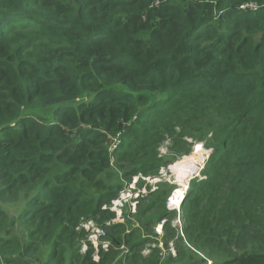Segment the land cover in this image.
I'll list each match as a JSON object with an SVG mask.
<instances>
[{"label":"trees","instance_id":"trees-1","mask_svg":"<svg viewBox=\"0 0 264 264\" xmlns=\"http://www.w3.org/2000/svg\"><path fill=\"white\" fill-rule=\"evenodd\" d=\"M194 143L213 152L183 203L189 244L264 264V0H0V264H112L80 252L81 218H112L125 180ZM173 188L137 215L171 237ZM129 234L115 264H178Z\"/></svg>","mask_w":264,"mask_h":264},{"label":"rangeland","instance_id":"rangeland-1","mask_svg":"<svg viewBox=\"0 0 264 264\" xmlns=\"http://www.w3.org/2000/svg\"><path fill=\"white\" fill-rule=\"evenodd\" d=\"M197 148H198V146H195L194 149H192V153L191 154H184L183 156L175 159L173 162L171 160L168 161V165L166 166V169L168 170V176H170V182L173 183L171 185L174 186V191H176L177 189L181 188V186H179L178 177L182 173L180 172V169H175L176 164H178L180 160H183V158H185L184 161H188L189 159H192L193 157H195L196 155L193 153V151H195ZM114 149H115V145L112 144L111 150H114ZM207 160L208 159H205V161L203 163V167L200 166L201 169L198 172L200 174H196L195 177H193L190 180L187 192L190 190L192 181L204 179V174H203L202 171H203V169L205 167V162H207ZM170 171H172L173 173H174V171H176L178 176L175 177L174 174H172ZM150 175L151 174L135 173V174L130 176V178H131L130 179L131 180L130 184L133 182V180H134V178L136 176H150ZM123 180H125V179L123 178ZM127 181L128 180H125V182H127ZM169 196L167 197V199L169 198ZM161 201H163V200H161ZM148 202H150L149 201V197L141 199V201H140V203H139V205H138V207L136 209V212H127V211H125L123 218H119V219L116 218L114 228L116 226H122V227L119 228V230H122L123 237H124L123 242L127 245V247L129 249H130V246H129L128 242H127L126 235H130V234H127V231L128 230L133 231L134 229H138L140 234L132 235V239H133V241L134 240H138L140 238L143 239V240H146V243H145L144 247L141 249V251L144 250L146 248V246H148V245H151V247L156 245V247L158 248V247H160V242L159 241H162V242H166L168 244L173 243L174 248L177 250L178 257H179V258L177 257L175 259L178 264H193L192 260H196V259H201L200 264H206L205 262L208 263V260H211L213 262L215 261V258L210 256L207 252H204V250L198 249L197 247H195V245L191 246L189 244L190 238H189L188 234L185 232V217L183 216L184 215V208L183 207H182V212H183L182 213V217L180 216L181 218L179 217V213L178 212H177L178 215H175V214H177L176 212L173 213V215L175 217L174 219H173V216L170 217L171 219H173V223H174L173 225H176L175 229L178 232L175 237H171V235L167 236L168 230L166 229V225H167V223H169V219L164 220L165 219V217H164L162 219V220H164L163 224H159V220H158L155 225H152V224L150 225V224H147V223L141 221L137 217V215L140 216L141 211H143L145 209H148V207H149L147 205ZM21 206H22V204H19L17 206L9 204L8 208H9L11 213H14L15 210H19ZM163 211H164V209L161 208V209H157L154 212H157V214L159 216V215L163 214ZM164 215H166V214H164ZM178 217H179L180 221H179ZM159 230L162 231V233H163L162 235H164V236L161 235V237H160V235H158L157 231H159ZM112 231H111V235H112ZM111 235H110V237H111ZM109 239H111V238H109ZM165 240H168V241H165ZM168 244H163V247H165V249L167 248L166 249L167 252H165L163 255L161 254V252L159 250L160 256H162L165 259L168 257V252L171 250V247L168 246ZM148 247H150V246H148ZM113 249L119 251L120 252V256H115V259H114L112 264H115L119 258H123L124 262L127 263V261H129L128 258L129 257L133 258L134 254H135V252H131V250H130V252H126L125 249H121L120 247H114ZM144 251L142 252V258H146V259L149 258L148 256H150L152 254V252L149 255H144ZM180 251H187L188 253L190 252L191 254H193L194 259H192V260L188 259L186 261L184 260L185 262L183 263V261L181 260V253H179ZM101 258H102V256H101ZM101 258H100V260H101ZM100 260H98V261L100 262Z\"/></svg>","mask_w":264,"mask_h":264},{"label":"built area","instance_id":"built-area-1","mask_svg":"<svg viewBox=\"0 0 264 264\" xmlns=\"http://www.w3.org/2000/svg\"><path fill=\"white\" fill-rule=\"evenodd\" d=\"M253 8H257L258 6L256 4H251ZM246 7V5H245ZM199 147V146H198ZM202 147V146H200ZM206 149V148H205ZM208 153H210L211 150L207 149ZM209 155V154H208ZM174 176H176V173L170 171ZM142 178V179H141ZM162 179H170V176H168V170L166 168H161L160 170V176H136L131 184H128L124 189L121 190L118 197L113 199L111 201V204H107L103 206V209L107 212L116 213L117 217L113 218L110 221H106L103 224H99L97 220L89 219L82 217L80 220V223L76 227L78 231L84 230L86 232V241L82 248V252H86L89 248L93 250V258L94 260H99L101 258L102 252H108L111 247L112 243L111 240L108 237V228L111 227L115 221L116 218H123L124 212H136V209L139 205L140 197L146 196L150 191H154L158 188V182ZM136 190V191H135ZM176 192L174 191L173 194L169 198L168 207L169 208H180L178 197L176 196ZM185 198V195L181 197V202H183ZM178 204L177 206H175ZM159 232H161L159 230ZM156 245L152 247H148L144 251V255H148L151 253L152 249ZM160 247L162 248V255L166 252L165 248L163 247V243L160 242ZM121 248L125 249L126 252H128V248L123 244L121 245ZM171 250L173 254L176 253L173 244L171 243ZM206 264H217L211 260H208V263Z\"/></svg>","mask_w":264,"mask_h":264},{"label":"clouds","instance_id":"clouds-1","mask_svg":"<svg viewBox=\"0 0 264 264\" xmlns=\"http://www.w3.org/2000/svg\"><path fill=\"white\" fill-rule=\"evenodd\" d=\"M188 141H190V142H193V140L192 139H190V138H186ZM115 140H118L117 138L115 139ZM170 145H171V140L170 139H168V140H166L160 147H159V156L160 157H165V156H168V155H170L171 154V149H170ZM116 146V145H115ZM195 146H203L202 144H199V143H194V146H193V149H194V147ZM204 147V146H203ZM206 148V147H205ZM206 149H208V148H206ZM209 150H211L210 151V153H209V155H208V157H210V155H211V153L213 152V149H209ZM183 156V155H182ZM181 157V156H180ZM208 157H207V159H208ZM179 158V157H178ZM205 164H206V162H205ZM166 168V166H162L161 168ZM161 168H160V170H161ZM160 170H159V172H158V174H151L150 176H157V177H159L160 176ZM175 173H176V176H178V174H177V172L176 171H174ZM175 176V177H176ZM130 182H131V180H129V181H127V182H125V184H124V186L120 189V191H119V194H120V192H121V190L122 189H124L126 186H128V184H130ZM163 182H167V183H169L170 185L171 184H173V183H171L170 182V179H162V180H160L159 182H158V188H159V186H160V184L161 183H163ZM174 187V186H173ZM157 188V189H158ZM156 189V190H157ZM156 190H154V191H156ZM136 191V190H135ZM154 191H150L146 196H142V197H140V200H139V203H140V201H141V199H144V198H148L149 196H150V194L151 193H153ZM173 192H174V188L172 189V191H171V193L173 194ZM170 193V194H171ZM187 191H186V193H185V198H186V196H187ZM118 194V195H119ZM169 194V195H170ZM171 194V195H172ZM118 195L116 196V197H118ZM170 195V196H171ZM170 196H169V198H170ZM115 197V198H116ZM114 198V199H115ZM169 198L166 200V208H167V210L169 211V212H172V213H179V217L181 216L182 217V207H183V203H184V201H185V198H184V200H183V202H181V206H180V208L178 209V208H169L168 207V202H169ZM110 204H111V202H110ZM103 208V207H102ZM104 210V209H103ZM107 212V211H106ZM109 213H111V214H113L114 216L112 217V218H110V219H107V220H104L102 223H99V224H103V223H105L106 221H110V220H112L113 218H115V217H117V215H116V213H112V212H109ZM178 213L177 214H175V215H178ZM179 217H178V219H179ZM180 217V218H181ZM175 218V217H174ZM173 218V219H174ZM166 219H168V218H165L164 220H166ZM173 219H172V221H171V226L172 227H174V228H176V225H173L174 223H173ZM164 220H162L161 222H159V224H163V222H164ZM179 221H180V219H179ZM177 223V222H176ZM114 225H115V223L111 226V227H109L108 228V231H109V233H108V237L110 238V235H111V231L114 229ZM132 231H130V230H128L127 231V234H129V233H131ZM157 233H158V235H160V237H161V235L163 234L162 233V231L161 232H159V231H157ZM162 236H164V235H162ZM111 240V239H110ZM85 241H86V238L83 240V244H82V246H81V250H80V252L82 253V254H86L87 253V251L84 253V252H82V248H83V246H84V244H85ZM159 242H162V241H159ZM111 243H112V247H111V249L112 248H114V247H120L121 248V245H125L126 247H127V245L125 244V243H122V244H120V245H115L114 243H113V241L111 240ZM163 244H168V243H166V242H162ZM173 244V243H172ZM148 246H150L151 247V245H148ZM148 246H146V248L148 247ZM168 246H170L171 247V243L170 244H168ZM173 247H174V245H173ZM128 248V247H127ZM145 248V249H146ZM155 249H160V250H162V248L161 247H154ZM154 248L152 249V250H154ZM165 248V247H164ZM91 249V248H90ZM110 249V250H111ZM121 249H123V248H121ZM167 249V248H166ZM165 249V251L167 252V250ZM175 249V248H174ZM92 250V249H91ZM109 250V251H110ZM108 251V252H109ZM175 251H176V253L175 254H173V252H172V250H170L169 252H168V255H172L174 258H176V257H178V253H177V250L175 249ZM105 252V251H104ZM128 252H130V249L128 248ZM143 252V250L141 251V253ZM152 252V251H151ZM103 253V252H102ZM102 253H101V256H102ZM149 255V254H148ZM92 256H93V250H92ZM94 259V258H93ZM100 260V259H99ZM96 261V260H95ZM97 262H99V261H97ZM215 262V261H214ZM206 263V262H205ZM216 263V262H215ZM195 264H200V263H195ZM217 264H220V263H217Z\"/></svg>","mask_w":264,"mask_h":264},{"label":"bare ground","instance_id":"bare-ground-1","mask_svg":"<svg viewBox=\"0 0 264 264\" xmlns=\"http://www.w3.org/2000/svg\"><path fill=\"white\" fill-rule=\"evenodd\" d=\"M193 153L196 155L195 157L189 159L188 161H184L185 158H183V160H180L175 167V169H180V172L182 173L178 177L179 186H181V188L176 190L177 191L176 196L178 197L180 206H181V197L185 195L190 180L193 177H195L196 174H200L198 172L200 171L201 167H203V163L205 159H207L209 154L207 149H205V147L203 146L202 147L199 146L195 151H193ZM177 205L178 204H176L175 206Z\"/></svg>","mask_w":264,"mask_h":264},{"label":"crops","instance_id":"crops-1","mask_svg":"<svg viewBox=\"0 0 264 264\" xmlns=\"http://www.w3.org/2000/svg\"><path fill=\"white\" fill-rule=\"evenodd\" d=\"M160 250V249H159ZM161 254L163 253L162 250H160ZM171 255V254H170Z\"/></svg>","mask_w":264,"mask_h":264}]
</instances>
